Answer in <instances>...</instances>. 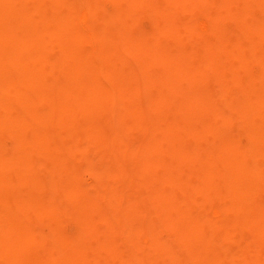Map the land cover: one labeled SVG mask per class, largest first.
<instances>
[{
    "label": "clouds",
    "instance_id": "clouds-1",
    "mask_svg": "<svg viewBox=\"0 0 264 264\" xmlns=\"http://www.w3.org/2000/svg\"><path fill=\"white\" fill-rule=\"evenodd\" d=\"M18 9L0 0V264H264V0Z\"/></svg>",
    "mask_w": 264,
    "mask_h": 264
},
{
    "label": "bare ground",
    "instance_id": "bare-ground-1",
    "mask_svg": "<svg viewBox=\"0 0 264 264\" xmlns=\"http://www.w3.org/2000/svg\"><path fill=\"white\" fill-rule=\"evenodd\" d=\"M23 3H24V0H20V9H18L17 12H14L13 16L18 15L19 12H21L23 10ZM83 22L84 23L88 22L86 17L83 18ZM202 23H203L204 30H206L207 29L206 22H202ZM142 26L145 28V30H150V27H151L150 23L148 21H146V20L142 22ZM241 143H242V145H246L247 141L246 140H242Z\"/></svg>",
    "mask_w": 264,
    "mask_h": 264
}]
</instances>
